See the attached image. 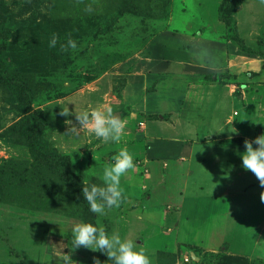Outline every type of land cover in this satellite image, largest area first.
Instances as JSON below:
<instances>
[{
  "label": "rangeland",
  "instance_id": "rangeland-1",
  "mask_svg": "<svg viewBox=\"0 0 264 264\" xmlns=\"http://www.w3.org/2000/svg\"><path fill=\"white\" fill-rule=\"evenodd\" d=\"M248 55L260 61L250 70L264 69V0H0V264H62L67 253L70 264L102 255L113 264L99 250L71 249V227L81 221L137 246L165 229L178 209L150 201V178L136 174L160 162L147 153L162 155L175 107H199L193 87L229 79L231 58L237 66ZM65 105L71 124L59 114ZM106 107L126 121L122 141L105 142L87 126L68 132L79 128L74 112ZM125 144L136 167L121 176L120 204L93 213L81 189L102 183ZM222 218L223 243L165 245L148 254L151 264H264V224L224 231ZM204 229L213 245L218 234Z\"/></svg>",
  "mask_w": 264,
  "mask_h": 264
},
{
  "label": "crops",
  "instance_id": "crops-1",
  "mask_svg": "<svg viewBox=\"0 0 264 264\" xmlns=\"http://www.w3.org/2000/svg\"><path fill=\"white\" fill-rule=\"evenodd\" d=\"M241 58L248 61L234 66L235 58H231L226 65L224 77L229 79L193 87L199 107L196 103L175 107V116L168 118L172 135L164 138L162 155L157 150L147 153L160 162L152 163L153 171L136 174L140 182L150 178V201L160 199L162 204L168 202L178 209L166 216L165 229H156L138 245L147 254L172 243L218 246L226 241L223 226L217 224L218 213L223 215L221 223L226 218L224 231L228 223L232 227L237 222H249L254 231L264 224V186L251 170L242 167L239 155L245 139L264 132V69L261 65L250 70L260 61L250 55ZM225 140L236 144L228 145ZM249 204L253 206L248 208ZM205 225L218 234L213 245L204 236ZM195 232L202 242L189 241Z\"/></svg>",
  "mask_w": 264,
  "mask_h": 264
},
{
  "label": "clouds",
  "instance_id": "clouds-1",
  "mask_svg": "<svg viewBox=\"0 0 264 264\" xmlns=\"http://www.w3.org/2000/svg\"><path fill=\"white\" fill-rule=\"evenodd\" d=\"M57 36L52 35L49 40V47L57 44ZM67 46L76 48L75 40L69 38ZM65 48L64 44L60 45ZM70 109L67 105L60 109V115L65 117V123L71 124L69 119ZM79 128L75 125L68 129L70 133H77L80 128L88 127L90 133L103 141H122L126 136V121L120 116L114 115L111 107L104 109L94 108L81 112H74ZM234 131H236L234 129ZM255 144V147L253 146ZM242 167L251 170L258 178L260 185L264 186V132L253 137L251 140H244V150L239 153ZM136 167L134 153L129 151L127 144L122 146L118 153L111 157V162L103 167L102 183H92L81 189L83 197L87 200L91 212L103 215L106 207L118 206L124 188L121 185V176L127 170ZM261 198L264 199V197ZM71 249L81 246L99 250L105 253L113 264H151L147 250L137 247L135 239L121 238L118 233L109 234L104 227L97 226L91 222L81 221L72 225L70 230ZM51 257H48L50 260ZM69 254L62 258V264H70ZM93 264H101L98 258H93Z\"/></svg>",
  "mask_w": 264,
  "mask_h": 264
},
{
  "label": "trees",
  "instance_id": "trees-1",
  "mask_svg": "<svg viewBox=\"0 0 264 264\" xmlns=\"http://www.w3.org/2000/svg\"><path fill=\"white\" fill-rule=\"evenodd\" d=\"M0 58H2V57H0ZM0 67H4V63H2L1 59H0ZM100 259H101V264H105V262H103V260L105 259V256L102 255Z\"/></svg>",
  "mask_w": 264,
  "mask_h": 264
}]
</instances>
